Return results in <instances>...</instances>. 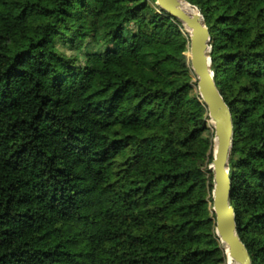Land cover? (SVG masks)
<instances>
[{
    "label": "trees",
    "instance_id": "16d2710c",
    "mask_svg": "<svg viewBox=\"0 0 264 264\" xmlns=\"http://www.w3.org/2000/svg\"><path fill=\"white\" fill-rule=\"evenodd\" d=\"M155 1L0 0V264H226L214 129ZM184 1L231 111L236 230L264 264V0ZM120 52L137 61L94 81Z\"/></svg>",
    "mask_w": 264,
    "mask_h": 264
},
{
    "label": "water",
    "instance_id": "95a60500",
    "mask_svg": "<svg viewBox=\"0 0 264 264\" xmlns=\"http://www.w3.org/2000/svg\"><path fill=\"white\" fill-rule=\"evenodd\" d=\"M181 0H156L157 5L170 16L176 17L189 31L188 57L197 78V90L213 121L214 144L212 211L215 231L225 248L226 255L239 264H252L251 257L236 230L234 207L229 202L231 179L228 157L232 146L233 122L231 111L218 89L210 68V32L195 5L196 12L188 13L180 7Z\"/></svg>",
    "mask_w": 264,
    "mask_h": 264
},
{
    "label": "rangeland",
    "instance_id": "374dc122",
    "mask_svg": "<svg viewBox=\"0 0 264 264\" xmlns=\"http://www.w3.org/2000/svg\"><path fill=\"white\" fill-rule=\"evenodd\" d=\"M155 3H156V1H155ZM175 40H177V42H181L182 40H185V43H184L185 48H186L185 53L188 56L189 46H190L189 31L184 25L180 29V34L175 36ZM136 61H137V59L134 56H131L125 52H120L114 56H110L107 58L105 65L94 75V81L100 80L107 73V71L110 67H118V66L122 67V66H125L126 64L134 63ZM175 68L178 69V67H175ZM181 77L183 79H188L191 82L197 80L196 75L191 68V65L187 70L182 71ZM208 123L210 126L213 127L214 124L210 118L208 120ZM206 209L209 212H212V203L211 204L208 203ZM193 211L197 214H201V213H203L204 209H203V207L199 206V207L195 208Z\"/></svg>",
    "mask_w": 264,
    "mask_h": 264
},
{
    "label": "bare ground",
    "instance_id": "6f19581e",
    "mask_svg": "<svg viewBox=\"0 0 264 264\" xmlns=\"http://www.w3.org/2000/svg\"><path fill=\"white\" fill-rule=\"evenodd\" d=\"M180 3H181V4H180V7H181L184 11H186V12H188V13L196 12L195 7L191 6V4L185 2L184 0H181ZM186 28H187V27H186ZM187 29H188V28H187ZM224 247L227 248V246H224ZM226 257H227V259H226V264H239L238 262L234 261L230 256L227 255Z\"/></svg>",
    "mask_w": 264,
    "mask_h": 264
}]
</instances>
